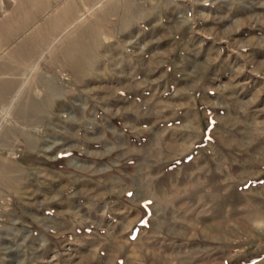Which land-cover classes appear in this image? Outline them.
I'll list each match as a JSON object with an SVG mask.
<instances>
[{
    "label": "rangeland",
    "instance_id": "obj_1",
    "mask_svg": "<svg viewBox=\"0 0 264 264\" xmlns=\"http://www.w3.org/2000/svg\"><path fill=\"white\" fill-rule=\"evenodd\" d=\"M0 264H264V0H0Z\"/></svg>",
    "mask_w": 264,
    "mask_h": 264
},
{
    "label": "crops",
    "instance_id": "obj_2",
    "mask_svg": "<svg viewBox=\"0 0 264 264\" xmlns=\"http://www.w3.org/2000/svg\"><path fill=\"white\" fill-rule=\"evenodd\" d=\"M17 91L18 90H16V93H17ZM13 96H15V95H13ZM8 97H9L8 93H5V94L2 95V98H8Z\"/></svg>",
    "mask_w": 264,
    "mask_h": 264
}]
</instances>
